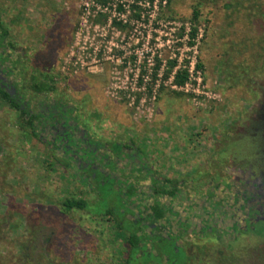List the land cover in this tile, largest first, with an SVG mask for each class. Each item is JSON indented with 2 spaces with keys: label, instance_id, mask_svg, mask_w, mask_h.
<instances>
[{
  "label": "rangeland",
  "instance_id": "374dc122",
  "mask_svg": "<svg viewBox=\"0 0 264 264\" xmlns=\"http://www.w3.org/2000/svg\"><path fill=\"white\" fill-rule=\"evenodd\" d=\"M125 1L0 0V16L15 46L28 50L14 81L34 103L38 95L31 84L48 80L55 87L50 97H67L82 123L91 128L97 122L100 134L134 137L158 175L185 179L197 204L213 192L215 200L229 205L236 178L261 168L250 162L262 152L251 128L264 113V17L255 15L264 11V0H255L263 1L260 8L246 15L225 7L234 0L143 2L140 21L130 20L132 12L116 11ZM195 7L200 15L194 24ZM121 19L127 27L114 23ZM174 61L176 68L200 63V91L215 98L198 94L196 85L176 89ZM53 159L0 99V163L7 172L0 190L2 253L23 254L28 264H50L48 258L60 264H119L123 241L115 225L91 213L119 209L116 194L108 189L110 197L99 196L88 206L91 212L64 214L63 199L85 196L91 203L97 196ZM254 226L264 232V223ZM193 238L195 264H218L220 256L232 264L238 252L243 259V252H251L244 237L225 238V245L237 247L235 253L215 239ZM21 243L28 244L26 252ZM257 247V264H264V237L258 236ZM184 258L179 255L178 264Z\"/></svg>",
  "mask_w": 264,
  "mask_h": 264
},
{
  "label": "trees",
  "instance_id": "16d2710c",
  "mask_svg": "<svg viewBox=\"0 0 264 264\" xmlns=\"http://www.w3.org/2000/svg\"><path fill=\"white\" fill-rule=\"evenodd\" d=\"M155 1L156 0H126L125 5L128 9L124 7V4H118L116 9L119 13L123 14L132 12L129 16L130 20L134 19L136 21H140L142 19V15L139 3L145 2L146 4L153 5ZM102 2L105 3L107 1ZM160 2L161 4L165 2L166 4H170V0H160ZM261 2L263 1H259L257 3L255 0H234L232 2H227L225 7H235L246 15L248 14L247 11L249 9L260 8ZM199 15V10L195 7L192 18V22L194 24L198 21ZM255 15H260L262 18L264 17V11L261 13L256 12ZM114 23L121 28L128 26V23H124L123 21L114 20ZM194 24L191 30V36L193 37L197 33V28ZM0 29L3 31V40H5V38L9 35L10 30L3 23L1 16ZM177 66V61H174L171 64L170 73ZM160 67L161 64L159 63L156 69L158 70ZM197 67L202 68V65L198 63ZM176 69L177 70L173 74V83L174 85L182 86L189 79V70L186 67H178ZM166 77H169V75ZM49 79H51V77ZM259 86H262V84H259ZM31 88L36 92H51L55 90V87L46 79L42 81L35 80L31 84ZM262 91L264 96L263 88ZM0 99L18 112L19 119L22 121L23 126L31 129V133L35 137L39 138L40 133L37 130L38 124H36V121L43 117V114L47 112V109L43 108L41 112L33 113L28 105L18 102L11 96L10 92L1 88V86ZM139 148L144 157V164L141 168L135 171H139L141 175L143 174V168L148 169L149 167L150 171L148 170L149 172L147 171L145 176H140L141 182H132L128 187L121 186L114 191V194H116L120 202L119 209L114 210L112 207H109L103 213H94L88 210V206L93 205L96 200L99 199V196L104 195V197H110L111 193L108 192L109 186H107L109 184L105 181V186L101 185L97 189L95 187L89 189L95 193V196H97V198L91 203H89L87 197L85 196L79 198L69 197L60 201L63 207V213L67 214L73 210L89 211L103 220L112 221L115 225L117 238L123 241V255H121L119 264H178L177 257L181 254H184L185 257L181 264H195L194 260H199L198 253L196 254L193 252L191 257H186L187 248L184 244L181 245L182 242L185 243L184 233H181V235L177 234V231L174 228V222L179 220L180 223H182L184 222V218H186V216L193 220V236H197L200 241H204L206 238L218 240L219 238L227 237V235H229L230 238L234 236V231L237 229V224L234 225V214L231 212V209H222L221 204L223 200H215V194L211 192L208 193V195L206 194V200L204 202L197 204L188 194V185L185 179L182 180L174 177L169 178L159 176L157 170L153 169L147 161V154L144 147L140 145ZM2 169L3 166L0 163V190L6 186L7 178V172L4 173ZM150 173H152L151 181L148 176ZM72 178L75 179L74 176H72ZM83 181L87 183L86 188L88 189V182L86 180ZM148 181L150 184L147 183ZM79 182L81 183V181ZM82 185L85 186L84 184ZM187 198L192 200V205H188V208L184 207L183 210H181L182 208H178V211L175 212V201H178V203L182 202L186 205L188 202ZM186 210L188 214L184 212ZM207 210H209V213H207ZM230 221H232L231 225L226 224ZM244 221L248 223L249 219L246 218ZM158 223L163 224L165 229L161 230V227L157 226ZM256 223H264V220L259 219ZM2 224L3 222L0 218V225ZM197 233L201 235V237H198L199 235H197ZM0 234H2L1 231ZM262 237H264V235ZM179 239L180 241L178 243H181L177 244V240ZM27 246V243H21L19 248L22 252H26ZM21 255H12L10 253L3 254L0 249V264H28L29 261L25 260ZM48 260L50 264H60L55 259L48 258Z\"/></svg>",
  "mask_w": 264,
  "mask_h": 264
},
{
  "label": "flooded vegetation",
  "instance_id": "af4514ba",
  "mask_svg": "<svg viewBox=\"0 0 264 264\" xmlns=\"http://www.w3.org/2000/svg\"><path fill=\"white\" fill-rule=\"evenodd\" d=\"M3 39V31L0 29V86L10 92L11 96L18 102L28 105L33 113L41 112L43 108L47 109L43 117L36 121V124H38L37 130L40 133L39 138L31 133V129L29 131L32 138L39 140L46 146V149L53 156V160L58 164H62L70 176L72 175L75 179H78V183L86 180L89 186L88 190L93 187L97 189L101 185L105 186V181L109 184V190L113 192L121 186L128 187L132 182H141L140 176H145L150 168H143L142 175L139 171H135L144 164V157L139 148L140 143L128 134L123 135V137L118 136V134L115 136L100 134L97 122L91 128H88L82 123L79 110L73 108L68 103L69 99L65 96L58 95L55 97L52 95L50 97L48 91L36 92L38 96L36 95L37 97L34 98V103H30L25 95L21 93L18 83L14 81L13 77L16 73L15 70L24 60L28 50L15 46L11 31H9V35L5 40ZM33 107L36 108L33 109ZM81 115H83L82 112ZM253 120H257V123L252 126L251 130L253 132L251 135L257 136L255 143L261 148L262 152L259 159L251 160L250 165L261 166V168L259 171H257V168L253 169L249 177L244 179L237 177L236 181L241 187L237 185L233 202H230L227 206L223 202L221 204L222 209L232 210L234 225L237 224L234 236L230 238L227 235V237L232 242L241 241L240 239L243 237L251 242L250 255L243 252V259L238 252L239 258L234 257L231 261L232 264H257L258 236L262 237L264 235V232L257 230L254 226L257 220H264V130L262 129L264 125L261 127L264 113ZM151 174H148L150 181ZM95 182H97L96 185H93ZM81 186L84 188L82 184ZM187 199L186 205L181 202L182 204L179 203L177 207L183 210L184 207L188 208V205H192V200ZM178 208L175 205V212L178 211ZM184 212L188 214L187 210ZM207 213H209V210H207ZM246 218L249 219L248 223L244 221ZM226 224L231 225L232 221ZM157 226L161 227V230L165 229L161 223H158ZM174 228L177 234L184 233L185 243H180L187 248L186 257H191L194 248L191 244L192 239H194L192 232L194 228L193 220L187 216L182 223L176 220ZM197 235L199 234L197 233ZM198 237H201V235ZM225 238H219L217 240L218 244L223 249L228 246V250H234V253L237 252L236 246L224 244ZM179 241L180 239L177 240V244H180ZM219 254H222V248L219 250ZM206 256L209 257V254L205 253L204 259H206ZM218 264L228 263L220 256Z\"/></svg>",
  "mask_w": 264,
  "mask_h": 264
},
{
  "label": "built area",
  "instance_id": "2783aa9c",
  "mask_svg": "<svg viewBox=\"0 0 264 264\" xmlns=\"http://www.w3.org/2000/svg\"><path fill=\"white\" fill-rule=\"evenodd\" d=\"M141 3H143V2H141ZM141 3H139V4H141ZM122 4H124V7L125 8L127 7L125 5V3H122ZM117 6H116V8H117ZM126 9H128V7ZM116 11H118V10L116 9ZM118 13H119V11H118ZM119 14L122 15L123 13H119ZM120 21H123L124 23L125 22H128L126 19H121ZM186 68H188L189 73H190L188 81L184 85H182V86L174 85V87L176 89L183 90V89L192 88L194 85H196L197 88L196 89H193V90L194 91H197L198 94H204L207 97H213V98H215V95H211L210 92L208 93L206 91H200V88L199 87H200L201 83L203 82L202 81V76H201V74H202L201 68H198L197 65H194L193 61H191L190 65H187ZM141 82H142V80H141Z\"/></svg>",
  "mask_w": 264,
  "mask_h": 264
}]
</instances>
